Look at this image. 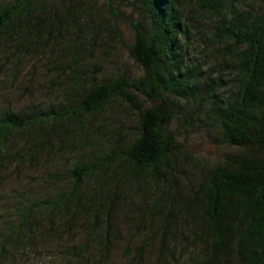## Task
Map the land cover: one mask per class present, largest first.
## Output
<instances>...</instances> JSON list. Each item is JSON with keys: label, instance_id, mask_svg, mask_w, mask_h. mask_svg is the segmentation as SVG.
I'll return each mask as SVG.
<instances>
[{"label": "rangeland", "instance_id": "374dc122", "mask_svg": "<svg viewBox=\"0 0 264 264\" xmlns=\"http://www.w3.org/2000/svg\"><path fill=\"white\" fill-rule=\"evenodd\" d=\"M7 1L20 0L0 3ZM177 2L180 11L187 0ZM141 6L139 0H33L32 17L24 25L14 18L0 33V116L8 110L44 119L12 128L0 149V228L7 226V233L15 228L26 205L68 193L76 163L93 167L70 210L62 207L52 224L48 210L45 218L35 215L33 238L23 241L28 230L20 231V241L7 245L0 264H69L67 245L99 237L87 233L85 220L97 211L105 214L96 204L106 203L114 182L120 190L110 214L112 249L102 256L93 248L94 255L76 264H200L207 256L210 247L194 237L199 230L192 232L186 208L199 217L197 203L211 170L238 149L221 139L215 111L200 94L171 95L173 116L165 128L171 144L154 168L134 170L124 152L138 135L139 115L157 100L129 89L130 100L111 97L96 111L71 114L90 85L143 74L123 45L132 41V22L148 24ZM102 162L116 167L113 177L102 173ZM122 169L135 179L130 186L117 180ZM159 198L161 220L169 206L177 217L175 247L169 246L168 233L165 248L160 244L163 226L151 208ZM138 246H143L140 256Z\"/></svg>", "mask_w": 264, "mask_h": 264}, {"label": "trees", "instance_id": "16d2710c", "mask_svg": "<svg viewBox=\"0 0 264 264\" xmlns=\"http://www.w3.org/2000/svg\"><path fill=\"white\" fill-rule=\"evenodd\" d=\"M139 1L148 24L132 22V41L123 45L143 74L137 78L118 75L90 85L71 114L96 111L111 97L130 100L129 89L157 100L139 115L138 135L124 152L134 170L154 168L165 160L171 144L165 136L173 116L171 95L189 99L200 94V99L215 111L221 139L238 149L211 170L204 197L196 202L202 207L199 217L196 219L195 213L186 208L192 232L199 230L194 237L202 238L205 249L206 245L210 247L200 264H230L232 259V264H264V0H187L180 11L177 0ZM32 2L0 3V33L14 18H21L24 25L32 17ZM214 53L220 56L214 59ZM43 121L41 117H24L6 110L0 116V149L12 128ZM101 164L102 173L113 177L116 167L111 170L107 162ZM122 170L117 180L124 187L130 186L135 179ZM92 171V165L76 163L68 193L26 205L15 228L9 227L8 233L7 226L0 228V262L7 245L15 246L20 241V231L28 230L23 241L33 238L35 215L45 218L44 210H48V222L52 224L62 207L70 210L82 181ZM107 190L112 194H106V203L96 204L105 214L100 217L97 211L85 220L87 233H99V237L67 245L69 264L94 255L93 248L102 256L112 249L110 214L120 189L114 182ZM162 204L159 198L151 205L158 225L163 226L160 244L165 248L168 233L172 238L169 246L175 247L177 217L169 206L161 220ZM142 252L143 246H138L135 254L140 256Z\"/></svg>", "mask_w": 264, "mask_h": 264}]
</instances>
